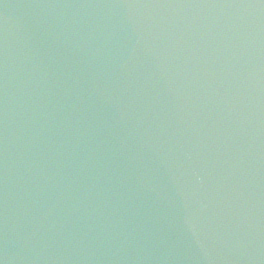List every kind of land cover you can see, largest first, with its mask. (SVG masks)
<instances>
[{"label": "water", "instance_id": "95a60500", "mask_svg": "<svg viewBox=\"0 0 264 264\" xmlns=\"http://www.w3.org/2000/svg\"><path fill=\"white\" fill-rule=\"evenodd\" d=\"M10 1L19 8L26 6L28 3L27 0ZM52 1L55 2L54 8L56 11L50 18L49 26V41L53 53L37 70V76H41L43 73L42 69L45 66L53 62L62 63L63 59L68 62L70 61V63L75 62L80 64L79 54L85 50V47H81V50L78 52H73L68 49L69 45H77L84 41H90L92 42V46L100 48L105 42L101 35L99 36L98 33L92 31V29L97 28L101 16L100 10L94 7V5L97 6L95 1ZM2 7L0 6V10H2ZM35 10L36 6L33 7L31 15L36 14L34 12ZM228 15H232V13L229 12ZM235 21L237 22V20ZM211 23L213 24V22ZM222 34L223 27H220L219 37ZM143 36L142 47L144 53L147 54L145 57H148L151 54V45L148 43L149 36L146 34H143ZM210 47H214V44ZM262 47H264L263 40H257L253 36L249 38L247 48L250 51H259ZM210 51H208L207 57L203 59L206 62L205 67L208 65L207 61L211 58V54H213ZM213 52L219 62H221V65L215 64L214 62L209 67V71L211 72L212 70L218 73L224 69L226 61L224 57L219 56L220 54L216 52V49ZM224 52L228 51L224 50ZM207 58L208 60H206ZM86 59L88 64H92V70L85 73L86 77L89 78L87 83L91 86L93 84L96 86L95 81L97 79L102 80L101 71L98 68L101 65V58L96 55L94 50H91L86 55ZM232 64H230V67ZM204 71L206 69L204 70L202 68V74L198 75L195 79V96L196 93L200 95L201 87L205 84L204 81L209 76L207 75L206 77ZM54 80L58 83L65 81V83H70L72 89H77V86H75L71 79L63 78ZM110 80L105 81L106 84L117 86L120 89L125 86L124 80L119 81L117 84ZM98 85L99 88H102L100 84ZM198 86L200 87L198 88ZM253 87V83L249 82L246 75L243 73H234V71L228 69L221 86L214 88L212 92L210 91V98L208 99L207 97L209 100L208 103L205 102L206 100L194 102L188 99L176 100L175 98V105L178 107V112H176L177 114H175V118L173 119L174 102L166 94H163V114L168 121L173 119V122L175 121L182 131H188L191 128H197L196 130L198 131L202 127V120L200 121V106H202L203 112H205L207 105L212 104L211 106H214L213 111H216V118L219 121L230 119L233 115L241 114L243 111L246 112L250 104H254V100H251L255 96ZM144 91L143 89L133 90L131 93L133 115L140 112L141 115L150 118L158 105L156 99L159 92L155 90L149 95ZM104 93L102 96L104 97L103 103L98 104L101 111L88 116L86 114L85 116L82 115L83 118L79 114V103L77 100L67 99V109H59L61 111L68 110L69 127L73 129V132L75 130L78 131L79 136H76L72 132H66L62 138L72 148L75 154L91 153L92 148L90 147V143L94 140V137L89 132L84 133L83 129L87 125L96 128L97 121L94 118L96 116L99 118L103 117L105 123L108 115L120 121L119 124L115 125L116 127L121 129H124L125 126L127 127L124 133L136 134L146 140L148 145L156 149V155L152 160L146 158L143 153L142 155L136 154L139 156L135 155L136 158H134V161L137 162L136 169L132 171L129 181L125 184L126 192L130 191L134 187L133 182L139 180L141 176L140 172H145L146 174L143 176L145 199L142 200L143 197H140L137 201L138 196H135L134 199L132 195L131 200L128 201L129 206H126L125 204H127L130 194L127 193V196L125 195L126 192H124L125 196L121 198V202L126 207V212H124L125 216L121 218V222L118 218L116 219L117 216L123 215L119 214L122 209L120 206L121 202H119L118 210L116 209L117 213L116 211L110 213L111 217L109 218L101 215V220L109 219L107 220V224H105L106 228L104 230L99 229L96 223H89L88 219L92 217L89 215L90 213L87 215L85 212H82L83 209H88L84 203L77 202L78 211H75L71 206L74 203L63 199L59 195V192L67 196L71 195L73 191L72 186L70 184H62L57 192L52 181L49 177H46L37 156H44L47 148L39 149L38 137L35 138L32 136L27 143L25 137L20 139L16 134L11 137L7 136L10 132H5L6 127L11 128L12 122L11 117H5L9 111L2 112L5 106L0 101V119L4 120V123L0 124V133L3 134V137L0 138V176L4 178V180L0 178V181L2 180V183H0V256L2 254V257H5L4 254L7 251L3 247L1 248L2 244L5 242H11L10 245L13 244V255L11 258L5 260L6 264H141L142 262L139 260L146 259V256L141 251L142 247L146 246L156 235L152 230L160 228L166 230L163 238H167L170 233L174 232L172 237L180 242L182 230L188 223L187 221L184 224V228L180 230L178 228V222L166 221L158 209L162 210L164 200L168 199L181 205L186 212L191 213L192 217L197 220H202L204 228L211 231L216 240L219 241L220 239L223 244L233 246L238 250L239 254L244 252L254 253V250L257 248V257L261 258L259 264H264V245H261L260 242L255 243V240L259 237L264 240V237L258 234L261 230L264 233V144L262 145V137L258 135V130L254 129L250 133L251 135L256 134L254 138H249L250 136L244 134L239 141L232 140L229 145L221 144L219 149H215V151L212 149L206 154H201L202 145L200 143L197 142L198 146L192 148L188 146L184 147V142L181 141V137L177 138L175 134L162 131V128H156L154 133H152L153 135L138 124L132 128L130 124L124 121L122 117L123 110L118 106V98L123 96L122 92L113 87V89H108ZM137 94H140L146 99V102H143L142 105L136 104L138 102ZM175 95L173 94V96ZM94 96L95 94L93 93L91 98ZM197 99H199L198 96L195 100ZM47 100V102L54 103L56 101H62L63 99L49 98ZM53 103H51L52 106H56ZM214 116L215 113L208 109L205 116L206 122L214 125L216 123ZM55 119H61L59 113L54 115ZM98 127H100L103 136L107 135L109 127L103 128L99 124ZM216 127L218 128V125ZM26 131V134L30 132L29 129ZM21 133L26 135L23 131ZM109 133L112 134L109 137L115 138L120 136L119 130ZM210 134L212 133L209 132L206 135H202V140ZM162 137H166V139L163 140ZM244 140L249 141L247 145L241 144ZM217 151L220 156L218 155L213 159ZM165 154L166 157L167 155L169 157L163 158ZM180 165L183 166V169H187L188 173H182V171L171 172V169L177 166L179 168ZM60 172L61 170H57L54 173L55 179L58 180V177L61 176ZM158 173L162 176L168 174L167 177L169 176V183L172 187L160 189L158 184H156ZM27 180H29V183L39 184L45 190L50 203H41V205L46 209L51 207L57 215L60 214V209L63 206L70 213L74 214L70 224L65 223L66 231L59 232L53 229V222L51 220L30 219L29 221L27 219L28 221H26V215L17 216L13 213L12 203L19 196L18 193L21 183L27 182ZM193 187H195V194L187 190H192ZM130 193H132V190ZM5 199V209L1 210L2 201ZM237 205L243 207L242 210L248 219L252 218L254 220L251 222L252 225L249 226L248 231L241 229L242 227L239 221L243 219L238 214L239 210L236 209ZM115 206L117 207V205ZM10 216L16 221L23 222L15 226L19 236L22 237L20 241H16L13 238L6 239L8 237L4 239L5 241H2L3 234L7 232V228L10 226L6 218ZM142 225L147 227L146 231L141 230ZM114 230L117 232V235L113 234ZM172 230L174 231L172 232ZM193 235L194 232L189 231L188 237ZM232 235L236 236V241ZM257 244L259 246H256ZM158 251L159 253L162 251L168 253L162 256L159 264H172V261H177L178 264H187L186 259H189L191 256V254L174 251L171 245L160 248ZM152 259L153 257L148 262L155 261ZM232 261L234 259L229 260L227 258L225 263L230 264ZM206 263L205 261L201 264Z\"/></svg>", "mask_w": 264, "mask_h": 264}]
</instances>
